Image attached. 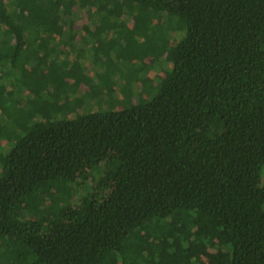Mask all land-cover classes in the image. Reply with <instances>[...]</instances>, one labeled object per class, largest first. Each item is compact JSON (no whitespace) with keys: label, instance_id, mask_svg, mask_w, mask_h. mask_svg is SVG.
I'll use <instances>...</instances> for the list:
<instances>
[{"label":"trees","instance_id":"obj_1","mask_svg":"<svg viewBox=\"0 0 264 264\" xmlns=\"http://www.w3.org/2000/svg\"><path fill=\"white\" fill-rule=\"evenodd\" d=\"M102 33L147 101L70 66ZM0 264H264V0H0Z\"/></svg>","mask_w":264,"mask_h":264},{"label":"rangeland","instance_id":"obj_2","mask_svg":"<svg viewBox=\"0 0 264 264\" xmlns=\"http://www.w3.org/2000/svg\"><path fill=\"white\" fill-rule=\"evenodd\" d=\"M165 35H167L166 31ZM106 36L103 33L99 35V38H97L98 35L94 34L88 37L80 35V37H77L79 39L72 40L69 44L70 52L81 51L83 54L78 56L72 54L69 58L70 66L80 65L81 68L83 67L82 73L87 76L84 78L93 81L94 88L92 90L96 92L93 97L100 96L101 101L104 98L114 101L121 97V92L127 97L125 101L114 106L113 109L147 101L157 92V83L164 78L165 72L169 70L170 62L166 58V52L153 50L152 57L154 59H152L151 66L143 70L139 68L142 62L139 59H135L134 56L128 53L124 57L119 55L122 52H129L132 47V43L126 41V37L117 38L112 34ZM134 40L138 45H142L140 38L136 35ZM73 79H75L74 76L67 78L68 83ZM108 84L113 85V90L110 92L106 91L108 89L104 90V87ZM67 88H71V86ZM83 93L84 91L81 88L67 92L71 97ZM81 97V102L84 100L85 105L89 98H93L89 94ZM99 109L105 108L96 106L92 108V110ZM11 110L16 111L14 107Z\"/></svg>","mask_w":264,"mask_h":264}]
</instances>
